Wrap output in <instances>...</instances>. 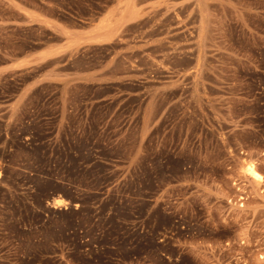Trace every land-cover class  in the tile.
<instances>
[{
	"label": "rangeland",
	"instance_id": "1",
	"mask_svg": "<svg viewBox=\"0 0 264 264\" xmlns=\"http://www.w3.org/2000/svg\"><path fill=\"white\" fill-rule=\"evenodd\" d=\"M112 1L0 0V264H264V0H143L111 44L1 69L59 41L26 9ZM51 68L104 83L31 88Z\"/></svg>",
	"mask_w": 264,
	"mask_h": 264
},
{
	"label": "crops",
	"instance_id": "2",
	"mask_svg": "<svg viewBox=\"0 0 264 264\" xmlns=\"http://www.w3.org/2000/svg\"><path fill=\"white\" fill-rule=\"evenodd\" d=\"M133 3H136V6H133ZM143 3V0H113L110 5L105 7L102 13L86 17L73 16L72 22L61 20L58 17L46 16L38 10L28 8L24 14L30 20V23L32 25L47 26L59 41L44 44L36 42L34 52L12 60L1 69L3 72L25 70L44 64L49 60L65 56L70 58L81 49L85 47L87 49L91 45L111 44L120 36L119 34L124 26L139 20L136 15L138 11L135 8H138ZM134 10L136 11L135 15H133ZM64 65H67V62ZM101 72L89 69L64 73L51 68L45 71L43 78L31 88L44 84H58L69 81H72V83L100 84L104 83V81L98 80L96 74ZM26 91L28 92V89Z\"/></svg>",
	"mask_w": 264,
	"mask_h": 264
},
{
	"label": "bare ground",
	"instance_id": "3",
	"mask_svg": "<svg viewBox=\"0 0 264 264\" xmlns=\"http://www.w3.org/2000/svg\"><path fill=\"white\" fill-rule=\"evenodd\" d=\"M128 16H130L129 14H127ZM246 172L251 176V177H253L254 179H256V180H261V175L258 173V171L256 170V168L253 166V165H248V167L246 168ZM52 201L50 202V203H52L51 205H55L54 207H56V205H57V207L59 206H63V204H65L66 203V201L61 197H58V196H56V198L54 197L53 199H51ZM49 203V204H50Z\"/></svg>",
	"mask_w": 264,
	"mask_h": 264
}]
</instances>
